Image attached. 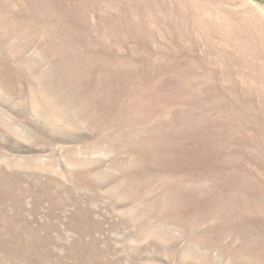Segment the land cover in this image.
<instances>
[{
  "label": "rangeland",
  "instance_id": "obj_1",
  "mask_svg": "<svg viewBox=\"0 0 264 264\" xmlns=\"http://www.w3.org/2000/svg\"><path fill=\"white\" fill-rule=\"evenodd\" d=\"M0 264H264V0H0Z\"/></svg>",
  "mask_w": 264,
  "mask_h": 264
}]
</instances>
